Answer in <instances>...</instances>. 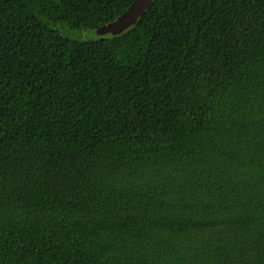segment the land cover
Here are the masks:
<instances>
[{"label": "trees", "instance_id": "1", "mask_svg": "<svg viewBox=\"0 0 264 264\" xmlns=\"http://www.w3.org/2000/svg\"><path fill=\"white\" fill-rule=\"evenodd\" d=\"M0 0V264H264V0Z\"/></svg>", "mask_w": 264, "mask_h": 264}, {"label": "water", "instance_id": "2", "mask_svg": "<svg viewBox=\"0 0 264 264\" xmlns=\"http://www.w3.org/2000/svg\"><path fill=\"white\" fill-rule=\"evenodd\" d=\"M152 3L153 0H133L124 12L116 16L113 20L99 26L96 32L101 35L108 33L117 35L122 33L131 25L137 23Z\"/></svg>", "mask_w": 264, "mask_h": 264}, {"label": "rangeland", "instance_id": "3", "mask_svg": "<svg viewBox=\"0 0 264 264\" xmlns=\"http://www.w3.org/2000/svg\"><path fill=\"white\" fill-rule=\"evenodd\" d=\"M61 29L63 30V32L68 33L71 37H78V38H82V39H88V38H95L100 36V34H98L96 32L95 29H88V30H76V29H72L69 26H65L61 24ZM106 35V34H105Z\"/></svg>", "mask_w": 264, "mask_h": 264}]
</instances>
